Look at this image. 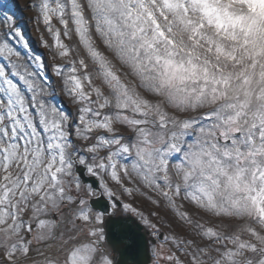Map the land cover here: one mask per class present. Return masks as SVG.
<instances>
[{
	"label": "snow or ice",
	"instance_id": "snow-or-ice-1",
	"mask_svg": "<svg viewBox=\"0 0 264 264\" xmlns=\"http://www.w3.org/2000/svg\"><path fill=\"white\" fill-rule=\"evenodd\" d=\"M29 7L76 115L20 70L4 5L0 264H140L141 225L151 264H264V0ZM117 193L166 210L168 234Z\"/></svg>",
	"mask_w": 264,
	"mask_h": 264
},
{
	"label": "rangeland",
	"instance_id": "rangeland-1",
	"mask_svg": "<svg viewBox=\"0 0 264 264\" xmlns=\"http://www.w3.org/2000/svg\"><path fill=\"white\" fill-rule=\"evenodd\" d=\"M2 2L4 3V5H8L12 8H13V5H12L13 2H15V4L20 6L19 9H18L19 6H17L18 19L16 23H18L20 19H23V18L27 20L28 18L26 19V16L27 17L31 16L33 18L35 17L36 19V15H37L36 12L30 9L29 7L30 3H32L33 0H2ZM21 12L23 15L21 14ZM53 26L54 28L61 27L55 19L53 20ZM44 27L45 26L43 25L42 22L38 24L35 20L32 23H29L28 28L25 25V30L23 29L20 30L22 32L23 39L19 41H14L16 46L23 49V51H21V58L18 61V63L21 65L20 70L24 71L26 68L27 71L29 72L38 73V75L35 77L37 82L45 84L46 91L47 93H49L48 95L44 96V100L48 98H54V100L51 102L52 104H55L64 109H66V106H67L70 109L76 110V106L72 104L71 100L68 98L65 91H61L59 88L60 86H62L61 85L62 81L58 79L57 76H55L53 73V67L56 64L64 65V64H67L68 61L67 59H59V58L54 59L53 58L55 55L54 49H52L51 47L49 48L43 47V41H47L48 44L50 42H53L51 35L46 30L43 29ZM2 31L3 30L0 29V36H2ZM30 33L33 34L34 37H36L38 42L37 44L35 42L34 43L35 45H37L38 49L39 50L42 49L43 51H45V53L42 56H36L35 60L33 59L34 55L31 52V46L33 42H31L30 39L27 37L29 36ZM69 43L75 46V37H73V41ZM38 61H42L43 64L45 65L43 69L39 67ZM6 64H7V61L3 65H6ZM49 84H54V92H53L52 87H47V85ZM50 90H52V92H49ZM57 93H59V95H57ZM29 95L31 94L29 93ZM72 115L73 117H75L73 113ZM117 195L119 196L120 200H122L123 202L132 203L133 207H135L138 211L143 212L147 216H149V213L154 209V206L151 205V203L148 200H146L143 196H136L134 198H126V197L120 196L119 193H117ZM158 211L160 213L158 216L156 217L149 216V218L152 220L153 223L160 222V223L167 224L168 221L170 220V217L165 215L166 210H158ZM236 223H237L236 221H233L232 226H236ZM224 229L231 231V228H229V226L226 223L224 225H221V230H224ZM165 230H167V228ZM245 238L247 237L245 236Z\"/></svg>",
	"mask_w": 264,
	"mask_h": 264
},
{
	"label": "water",
	"instance_id": "water-1",
	"mask_svg": "<svg viewBox=\"0 0 264 264\" xmlns=\"http://www.w3.org/2000/svg\"><path fill=\"white\" fill-rule=\"evenodd\" d=\"M139 238L141 241V254L139 255L140 264H149V253H148V245L145 241L144 237L141 235L139 231Z\"/></svg>",
	"mask_w": 264,
	"mask_h": 264
}]
</instances>
